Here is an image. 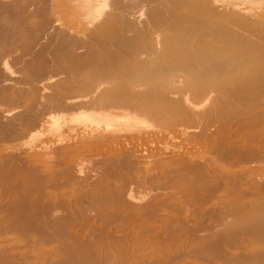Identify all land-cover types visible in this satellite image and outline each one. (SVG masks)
<instances>
[{
	"label": "bare ground",
	"instance_id": "bare-ground-1",
	"mask_svg": "<svg viewBox=\"0 0 264 264\" xmlns=\"http://www.w3.org/2000/svg\"><path fill=\"white\" fill-rule=\"evenodd\" d=\"M147 1L132 3L139 6ZM198 1H169L172 10H150L151 18L144 21L133 12L134 4L121 7L114 17L115 26H109V30L99 26L96 35L101 45L107 40L108 47L118 44L121 51L112 54L106 47L101 50L102 57L96 60H89L91 41L87 44L84 40L88 30L86 33L83 23L73 24L81 39L63 42L66 44L63 64L45 68L38 74L29 73L19 80L28 85L26 90L36 93L40 90L34 82L40 78L41 91L49 92L39 96L42 101L38 100V105L33 95L32 101L38 110L32 106L36 110L31 119L26 116L17 123H4L12 110L0 107V147L7 144L26 147L20 150L21 156L4 154L1 152L4 148L0 150V170L5 171L0 178V264H196L199 259H204L200 261L202 264H264V200H255L254 205L243 203L245 191L249 189L245 179L256 176L264 165V47L228 27L236 25L248 31L249 19H218L217 9ZM12 7L11 3H3L0 11L9 13ZM153 13L160 16L154 18ZM27 26L23 33L28 35L31 25ZM32 27L33 30L35 27ZM142 28L150 31L142 32ZM255 35L260 38L264 32ZM21 37L22 41L26 35ZM141 50L147 52L148 60L154 61L155 67H143V57L138 54ZM5 80L10 84L18 81L11 75ZM146 82L152 84L138 88ZM88 110L105 112V115L89 118L83 113ZM55 114L68 118L57 122ZM134 116L151 123L138 121ZM118 118L125 124L130 121L131 132L139 135L129 131L124 135H110L106 126ZM171 118L176 121L168 122ZM244 120L246 125L242 124ZM143 124V129L140 128L144 131H140L137 125ZM90 125H106L96 131L99 140L119 141L113 143L107 139L110 144H104L98 151L96 140L91 142L95 143L91 147L76 134L77 138L72 141V136L66 145L57 149L51 140L37 141L32 134L39 130L48 134L69 131L73 135L76 129L82 132ZM114 125L118 126L119 122ZM186 128L192 131L187 133L186 140L194 146L188 152L167 158L162 153L145 157L137 154L141 147L139 141L163 138L161 134L175 136L177 130ZM121 130L123 133L124 129ZM134 139L137 143L131 142ZM183 152L187 154L180 156ZM85 156L90 165L88 171L94 178L82 173L81 167L68 165L72 160H84ZM170 180L184 183L169 187ZM137 190L143 196L135 197L140 192ZM177 195L190 197V201L189 197L185 198L194 206L190 211L192 217L213 218V225V222H207V226L202 223L203 228L195 225L204 229L205 236H199L197 229H189L187 222H180L177 215L166 216L175 204L169 201L172 209L167 201ZM90 211L97 214V219L130 226L134 231L131 233L130 228L122 227L117 229L116 236L91 226L86 230L88 219L82 213ZM166 229L172 233L169 240L162 235L168 232ZM237 237L252 240L247 238L248 243L244 240L247 244L243 245L235 243ZM222 244L224 249L220 248ZM182 247L185 252L178 251ZM248 248L250 252L245 253ZM221 249L229 250L230 255L235 249L239 254L230 256Z\"/></svg>",
	"mask_w": 264,
	"mask_h": 264
},
{
	"label": "rangeland",
	"instance_id": "rangeland-1",
	"mask_svg": "<svg viewBox=\"0 0 264 264\" xmlns=\"http://www.w3.org/2000/svg\"><path fill=\"white\" fill-rule=\"evenodd\" d=\"M6 1V2H5ZM132 1L133 2H135V0H0V4H3V3H5V4H12L13 5V7H12V9H10V11H9V13L8 12H3V11H0V54H2V55H0V56H2L3 58H1L0 57V65H1V68H0V86H1V88H0V107H2V109L4 108L5 109V107H6V109H8V111H11L12 110V112H8L9 114H10V116L9 117H7L6 119L8 120H6V119H4L3 120V122L4 123H8V124H11L12 122L13 123H17L19 120H23V118L24 117H26L27 119H31V115H33V112L36 110H33V107L34 108H36V106L38 105L37 104V102H39V101H42L41 99H40V97L39 96H41V94H44V92H47L48 90H45V91H41V87H39V85H40V81H41V79L39 78L38 80H37V82H34L35 84V86L37 85V87L39 88V90L40 91H37L36 93H32V92H30L29 90H26V89H29V87H28V85H26V84H24L23 85V83H21V81H19L20 79L22 80V78H23V76H25V75H27V74H29V73H40V72H42V70H44L45 68L46 69H50V68H52V67H57V66H59L60 64H63V62H62V54L65 52V50H64V46L66 45V44H64V43H66V42H74V40H76V38H77V40L78 39H81V37L79 38V33H77V31L72 27V25L73 24H81V23H83V24H81V25H83V27L85 28V30H86V33H87V30H88V34L86 35V39L84 38V40H86L87 41V44H88V42L90 43V41H91V45L90 44H88L89 45V47L90 48H88V50L90 51V55L92 54V56L93 57H91L90 55H89V60L91 59V60H96L97 59V57H99V58H101L102 57V55H103V53H102V49L103 50H105L106 49V47L107 48H109L110 49V51L112 52V54H116V53H118L119 52V50L121 51V48H119L120 46L118 45V44H116L115 46H114V44H112V46H110V47H108L107 46V43H106V41L107 40H103V44L101 45V43H98L97 42V40H96V35L99 33V31H97L98 29V27L99 26H102V27H104V29H107V30H109V28L110 27H114L115 26V24L114 23H116L115 22V14H118L117 12H119V10H120V8L121 7H123V6H130V4H131V6H132V4H134V3H132ZM153 1V2H152ZM164 1V2H163ZM172 2L173 0H167V2H166V0H148L147 2H142V4H143V6L145 7V8H143V6H141L142 4H140L139 6L137 5V4H134V6H135V8H134V10H136V9H138V10H136V11H134L133 10V12L134 13H136L135 15H137L138 14V16L140 17V15H141V20L142 21H144V20H146V19H150L151 18V13L149 12L150 10H154V9H159L160 11H169V10H172L173 9V7L172 6H169V3L168 2ZM189 1H191V0H189ZM196 1H198V0H196ZM19 2V3H18ZM148 2L150 3V4H148ZM166 2V3H165ZM200 4H202V5H209V6H212V7H214L215 9H217L218 10V15H220V16H217L216 18H220V19H224V20H226V19H235V20H237V19H240V18H246V19H249V22H250V26H251V28H250V30H243V29H240V28H238V26H236V25H229L228 27H229V29H232L233 31H235V32H238L239 34H244L243 36L245 37V38H247V39H249V40H252V41H255V42H258V43H260L261 44V46L263 45V47H264V36H262V37H257V35H255V33L256 32H264V0H199L198 1ZM159 3V4H158ZM163 3V4H162ZM165 3V4H164ZM155 5V6H153V5ZM161 4V5H160ZM19 5V6H18ZM49 5V6H48ZM137 5V6H136ZM148 5H150V6H148ZM147 6V7H146ZM167 6V7H166ZM45 7V8H44ZM139 7V8H138ZM142 7V8H141ZM227 7H228V9H227ZM153 8V9H152ZM162 8V9H161ZM220 8V9H219ZM47 11H46V10ZM145 9V10H144ZM35 10V11H34ZM230 10V11H229ZM140 11H141V13H140ZM12 12V13H11ZM36 12V13H35ZM220 12V13H219ZM140 13V14H139ZM3 16H2V15ZM6 14V15H5ZM19 14V15H18ZM146 14V15H145ZM227 14V15H226ZM114 15V16H113ZM153 15V17L154 18H156V16L157 17H159L160 15L158 14V13H153L152 14ZM159 15V16H158ZM111 17V18H110ZM228 17V18H227ZM9 18V19H8ZM108 18V19H107ZM143 18V19H142ZM44 19V20H43ZM17 20V21H16ZM21 20V21H20ZM105 20H106V22H105ZM16 21V22H15ZM23 21H25V22H23ZM41 21L44 23H42L41 24ZM48 21V22H47ZM54 23H53V22ZM82 21V22H81ZM107 21H108V23H107ZM18 22V23H17ZM31 22V23H30ZM55 22H57V24H55ZM79 22V23H78ZM104 22V23H103ZM114 22V23H113ZM24 23V24H23ZM13 24H16L15 25V27H13L14 25ZM50 24V25H49ZM101 24V25H100ZM104 24H105V26H104ZM112 24H114V25H112ZM8 25V26H7ZM19 25V26H18ZM24 25V26H23ZM27 25H31V34L30 33H28V35L27 34H25V33H23V32H25V30H27L29 27L27 26ZM32 25L36 28H34L33 30H32ZM57 27H56V26ZM66 27H65V26ZM21 26H23V27H21ZM63 26H64V29H63ZM70 26V27H69ZM110 26V27H109ZM262 28H261V27ZM6 27V28H5ZM21 27V28H20ZM25 27H27V28H25ZM59 27H60V29H59ZM96 27V28H95ZM107 27V28H106ZM10 28V29H9ZM18 29L19 28V30H21L20 31V33H19V30H16V29ZM23 28H25V29H23ZM44 28V29H43ZM53 28V29H52ZM58 28V29H57ZM61 28H62V30H61ZM118 28V26L114 29V30H116ZM162 28H163V26H162ZM161 28V29H162ZM12 29H13V31H12ZM49 29V30H48ZM112 30H113V28H111ZM146 28H142L141 30H142V32H146L147 31V29L145 30ZM15 30V31H14ZM39 30V31H38ZM41 30V31H40ZM53 30V31H52ZM64 30V31H63ZM74 30V31H73ZM106 30V31H107ZM141 30H140V32H141ZM33 31V32H32ZM35 31H37V33L35 32ZM70 31H71V33H70ZM76 31V32H75ZM90 31H91V33H90ZM96 33H95V32ZM148 31H150V30H148ZM148 31L146 32V33H148ZM154 31V30H153ZM247 31V32H246ZM23 34H25L26 35V37H25V35H23ZM62 32H64V33H62ZM67 32H68V34H67ZM141 32V33H142ZM7 33V34H6ZM20 35H19V34ZM59 33H61V34H59ZM77 33V34H76ZM37 34V35H36ZM67 34V36H68V38L70 39L69 41H68V38H67V36H65ZM93 34H95V35H93ZM31 35V36H30ZM34 35V36H33ZM57 36V38H56V36ZM78 35V36H77ZM254 35V36H253ZM21 36H23V37H25L22 41H21V39H22V37ZM33 36V37H32ZM40 36V37H39ZM95 36V37H94ZM8 37V38H7ZM20 37V38H19ZM62 37H64V38H62ZM71 37V38H70ZM255 37V38H254ZM11 38V39H10ZM59 38V39H58ZM61 38V39H60ZM66 38V39H65ZM75 38V39H74ZM93 38H95V40L93 39ZM252 38V39H251ZM27 39V40H26ZM51 39V40H50ZM64 39H65V41H64ZM89 39V40H88ZM256 39V40H255ZM37 40V41H36ZM72 40V41H71ZM155 40H157V42L159 41V38H157V39H155ZM17 41V42H16ZM85 41V42H86ZM13 42L15 43V44H13ZM25 42V43H24ZM58 42H59V44H58ZM61 42V43H60ZM64 42V43H63ZM95 42V43H94ZM262 42V43H261ZM40 43V44H39ZM105 43V44H104ZM24 44V45H23ZM60 44H61V46H60ZM99 44V45H98ZM7 45V46H6ZM10 45V46H9ZM28 45V46H27ZM33 45V46H32ZM41 45V46H40ZM44 45V46H43ZM2 46V47H1ZM21 46V47H20ZM24 46H26V47H24ZM51 46V47H50ZM63 46V48H61ZM100 46V47H99ZM157 46V48H161V46H159V45H156ZM16 47V48H15ZM19 47V48H18ZM25 48V49H24ZM61 48V49H60ZM91 48H92V53H91ZM105 48V49H104ZM114 48V49H113ZM119 48V49H118ZM28 49V50H27ZM162 49V48H161ZM7 50H9V51H7ZM17 50V51H16ZM93 50H97V51H93ZM100 50V52H98ZM114 50V51H113ZM78 51H80V50H78ZM4 54H3V53ZM12 52H14V53H12ZM40 52V53H39ZM77 52V51H76ZM93 52L95 53V54H93ZM97 52V53H96ZM20 53V54H19ZM33 53V54H32ZM35 53V54H34ZM43 53V54H42ZM12 56H11V55ZM22 54H24V55H22ZM29 54V55H28ZM98 54V55H97ZM139 55H141L140 56V58H142V61L144 62L143 63V65H145V66H143L144 68L146 67V69L147 68H153V67H155V62L154 61H150V60H148V58H147V52L145 51V50H141L139 53H138ZM144 54V55H143ZM146 54V55H145ZM6 55V57H7V60L5 59L4 60V56ZM21 55V56H20ZM11 56V57H10ZM33 56V57H32ZM5 57V58H6ZM9 57V58H8ZM11 58H13V59H11ZM17 60H16V59ZM9 59V60H8ZM29 59V60H28ZM33 59V60H32ZM49 59V60H48ZM11 60V61H10ZM4 61V62H3ZM21 61V62H20ZM28 61V62H27ZM46 62V63H45ZM17 63V64H16ZM18 63H20V64H18ZM14 64V65H13ZM152 64L154 65V66H152ZM17 65H19V66H17ZM4 68H3V67ZM9 67V68H8ZM15 67V68H14ZM23 67V68H22ZM26 67V68H25ZM27 67H29V68H27ZM49 67V68H48ZM37 68H39V69H37ZM32 69V70H31ZM38 70H39V72H38ZM2 72V73H1ZM9 73V74H7V73ZM19 73V74H18ZM23 73V74H22ZM8 75L10 76L11 75V78H14V80L15 79H17L18 81L16 82V84H15V82L13 83V84H10L9 82H6L7 80H5V79H7V77H8ZM20 75V76H19ZM22 75V76H21ZM2 76V77H1ZM4 81H3V80ZM4 82V83H3ZM6 82V83H5ZM19 83V84H18ZM37 83V84H36ZM148 83V84H147ZM10 84V85H9ZM39 84V85H38ZM149 84H152V83H150V82H146V83H144V85L143 84H139L138 85V88H143V87H146L147 85H149ZM142 85V87H140ZM184 84H182L180 87L182 88V86H183ZM3 86V87H2ZM27 87V88H26ZM13 88V89H12ZM21 88V89H20ZM184 88V87H183ZM10 91V92H9ZM49 92V91H48ZM47 92V93H48ZM24 93V94H23ZM32 95H31V94ZM13 94H15V95H13ZM10 95V96H9ZM33 95L35 96V98H34V100H36V104H35V101L33 102L32 101V99H33ZM22 96V97H21ZM9 97H10V99H9ZM30 97V98H29ZM3 98H5V99H3ZM13 99V100H12ZM27 99V100H26ZM30 99V100H29ZM5 100V101H4ZM8 100V101H7ZM16 100V101H15ZM29 100V101H28ZM39 100V101H38ZM4 101V102H3ZM10 101V102H9ZM26 101H28V102H26ZM31 102H33V104L31 103ZM31 103V105H29V104ZM40 103V102H39ZM22 104V105H21ZM28 104V105H27ZM1 105H3V106H1ZM11 106V108H10V106ZM35 105V106H34ZM5 106V107H4ZM8 106V107H7ZM27 106V107H26ZM30 106V107H29ZM33 106V107H32ZM17 110H16V109ZM28 108V109H27ZM31 108V109H30ZM3 109V110H4ZM24 109V110H23ZM31 110V111H29L28 112V114H27V110ZM37 110H38V106H37ZM20 111V112H19ZM22 111V112H21ZM91 111V112H90ZM121 113H125L124 111H126V110H123V112L121 111V110H119ZM18 114H17V113ZM23 112H25V114H27V115H24L23 114ZM32 112V113H31ZM81 112H83V111H81ZM95 111H92V110H88L87 112H83V113H85V115H87V116H89V118H95L96 116H98V115H105V112H95ZM29 113H31V114H29ZM77 113V112H76ZM61 115H62V117H61ZM76 115V114H75ZM95 115V116H94ZM19 116V118H17ZM30 116V117H29ZM93 116V117H92ZM130 116V115H129ZM22 117V118H21ZM53 117H56L57 118V122H62V118L63 117H66V119L68 118V116L66 115V116H64V114H60V117H59V114H55V115H53ZM135 118H137V120L138 121H142V120H144L146 123L148 122V121H150V120H148V121H146L147 119H143L142 117H138V116H134ZM134 117H133V119H134ZM18 120H17V119ZM26 118H24V119H26ZM55 119V118H54ZM59 119V120H58ZM119 119V118H118ZM117 120V119H116ZM121 119H119V120H117L118 122H119V125H118V122L117 121H114V122H117V123H114L113 121L111 122V123H108L109 124V126L107 125H97V126H95V125H90L86 130L88 131V133H87V131L85 130V131H80V129H76L75 130V134H71L69 131H62V132H52V134H48V132L47 131H40L39 132V130H36L35 132H32V134L34 135V138H35V140H37V141H42V140H48V141H50V143H52V145L55 147V148H60V147H62V146H64V145H66L67 143H68V141H69V138H73L72 139V141L75 139V138H77V135H79V140H81L80 138H82V139H85V140H81V141H85V142H87V145L89 144L90 146L92 145H95V143H91L92 141L94 142L95 140V142L98 144V151L99 150H102L101 149V147H105L106 145H109L110 143H109V141H110V138L108 139V138H101L100 140H99V138L100 137H98L97 136V133H96V131L98 130V129H104V127L106 126L107 128L105 129V130H109L108 132H110V135H124V134H126L128 131H129V133L131 132V127L129 128V125H130V121L128 122V121H126V123L127 124H125V123H122V122H125L124 120H121ZM173 122V121H176V119L175 118H171V119H169L168 120V122H171V121ZM15 121V122H14ZM144 121H142V122H144ZM121 122V123H120ZM144 122V123H145ZM243 122V123H242ZM241 123L242 124H244V125H246V121L244 120V121H242ZM116 124V125H118V126H115L114 124ZM151 123V121L150 122H148L147 124H150ZM146 124V125H147ZM122 125V126H121ZM127 125V126H126ZM235 125H237V124H235ZM234 125V126H235ZM63 126V125H62ZM123 126H126V127H123ZM131 126H133V125H131ZM142 126H145L144 124L143 125H137V127L140 129V131L143 129V127ZM100 127H102V128H100ZM116 127V128H115ZM118 127V128H117ZM129 129H128V128ZM140 127H142V129L140 128ZM90 128H91V130H90ZM112 128H115V130L117 131V132H114L115 130H113ZM120 128H123L124 129V131H123V133H122V130L121 131H119L120 130ZM125 129H127V130H125ZM136 129V128H135ZM155 130L156 129H158V128H154ZM113 130V131H112ZM187 130V128L186 129H181V130H177V132H176V135L175 136H163V134H161V137H163V138H160L159 136H158V138H153V139H151V140H149V141H144V142H141V141H139L138 142V145H140L141 144V147H140V149L138 150L137 149V154L140 156V157H145L146 155H154V156H157L158 154H160V153H162V154H164L165 155V157L167 158V157H170V156H174V155H176V156H179V154H181L182 153V151H187L188 152V150H190V148L192 149V147L194 148V146H192L191 147V145H193V144H190V142L189 141H187L186 140V135H187V133H190V132H192L190 129H189V131H186ZM92 131H95L94 133L96 134V136H95V134H92L91 132ZM127 131V132H126ZM136 131H138V129L136 130ZM142 131H144V130H142ZM156 131H161V130H156ZM178 131H180L179 133H178ZM66 132V133H65ZM83 132H84V135H82L83 134ZM139 132V131H138ZM183 132V133H182ZM87 133V134H86ZM132 133V132H131ZM134 133H136V135H139V133H137V132H133L132 134H134ZM77 134V135H76ZM89 134V135H88ZM93 136H92V135ZM128 134V133H127ZM178 134V135H177ZM32 135V136H33ZM49 135V136H48ZM81 135V136H80ZM88 135V136H87ZM182 135V136H181ZM48 136V137H47ZM73 136V137H72ZM95 136V137H94ZM85 137V138H84ZM88 137V138H87ZM94 137V138H93ZM182 137V138H181ZM47 138V139H46ZM98 138V139H97ZM185 138V139H184ZM93 139V140H92ZM103 139V140H102ZM109 141H108V140ZM71 140V139H70ZM116 142V141H119V140H115V139H112V141H110V142ZM184 141H187V143L186 142H184ZM113 142V143H114ZM132 143H137V141L134 139L133 141H131ZM108 143V144H107ZM113 143H111V144H113ZM117 143V142H116ZM123 143H125V142H123ZM97 144H96V147H97ZM101 144V145H100ZM104 144H106V145H104ZM5 146V147H4ZM4 146H1L0 147V150L2 149V148H4V149H2L3 151H1L2 153H4V154H9V155H11V153L13 154V155H17V154H19L20 153V150L22 151V150H24V149H26V147L24 146V145H21V146H19V147H16V146H12L11 144H7V145H4ZM89 146V147H90ZM91 146V147H92ZM16 147V148H15ZM137 148V147H136ZM188 149V150H187ZM10 152V153H9ZM187 152H186V154H187ZM89 152H87L86 154H87V156H91V155H89L88 154ZM20 154H22V153H20ZM17 155V156H21V155ZM185 154V152H183V154L182 155H180V156H183V155H186ZM15 155V156H16ZM86 160H88V158H86V156L84 157V160H82V161H74V160H72V161H70V162H68V165H70V167H74V168H77V167H81L82 169H80L81 171H82V173L84 172V174L86 173V174H88L89 176L91 175L92 176V178H94L95 177V175L94 174H92V172L89 170L88 171V169L90 168V165H89V163L86 161ZM264 164V163H263ZM89 168H88V167ZM263 167H261V171L259 172V173H257L256 174V176H252V177H254V178H252L251 176H249L248 178H246L245 180V182L247 183V185L248 186H246V188H249V189H247V191H249V192H247V191H245L246 192V194H247V197H246V194L244 195V198H243V203H246L247 202V204H251V205H254L256 202H254L255 200H259V199H262L263 198V200H264V181H263V179H264V165H262ZM86 167V168H85ZM78 168V169H79ZM0 174H1V176H0V178L2 177V175L4 174L3 172H5V171H1L0 170ZM261 173V174H260ZM258 174H260L259 176H258ZM178 175V174H177ZM90 176V177H91ZM171 177H175V175L173 176V175H171ZM257 178V180H256V178ZM262 180V181H260V179ZM248 179L250 180V181H248ZM255 179V180H254ZM252 180V181H251ZM254 180V181H253ZM13 180H8V182H12ZM248 181V182H247ZM189 181H185V183H188ZM173 183V184H172ZM184 183V182H183ZM183 183H181V182H179V184L177 183L176 184V181L175 180H172V182H171V180H170V182H169V184L170 185H168L169 187H174V184H176V185H182ZM250 184V185H249ZM254 184V185H253ZM256 184V185H255ZM259 184H262L261 186H262V188H261V190H260V187L261 186H259ZM254 189V190H253ZM255 190H256V192H255ZM258 190V191H257ZM138 191H140L139 193H138ZM253 193H251V192ZM262 193H261V192ZM139 195H136L135 197H141L140 195H142V191L141 190H137L136 191ZM256 193V194H255ZM259 193V194H258ZM136 194V193H135ZM144 194V193H143ZM250 194V195H249ZM143 196V195H142ZM179 195H177V196H173V198H170L167 202H168V204H170V207L172 208V205L175 203L176 204V206H175V204L173 205V208L175 209H173V211H171V212H166L165 214H166V216L168 217H173L174 218V216L176 217V215L178 216L177 218H178V220L180 221V222H182V221H186L187 223H185L186 225H187V227L189 228V229H192V228H194V229H197V231L196 232H198V235L199 236H205L206 235V232L204 231V229H199V227H201V228H203L204 227V224L202 225V223H205V226H207L208 225V223H210L211 224V222H213L212 223V225L214 224V220H211V219H213V218H205V217H200V216H198V215H195L194 217H192L193 216V214L191 215V212H192V209H194V208H192L191 209V207H194V206H192V203L191 202H189L190 200V197L188 198L187 196H180V197H178ZM253 196V197H252ZM185 197H187V198H185ZM250 197V198H249ZM178 199V201H177V199ZM185 198V199H184ZM258 198V199H257ZM182 199V200H181ZM189 200V201H187V200ZM181 200V201H180ZM186 200V201H185ZM169 201H174L173 202V204L171 203V202H169ZM248 201H249V203H248ZM179 202H181V203H179ZM187 202V203H186ZM189 202V203H188ZM188 204H190V205H188ZM180 205V206H179ZM185 205H187V209H186V206ZM183 206H184V208H183ZM211 206V205H210ZM176 207V208H175ZM188 207L190 208V209H188ZM177 208H180L181 210L179 211V209H177ZM183 208V209H182ZM226 208H224V210H225ZM177 210H178V212H177ZM185 210H186V212H185ZM189 210V211H188ZM220 210V209H219ZM228 210V209H227ZM176 211V212H175ZM191 211V212H190ZM173 212H174V214H173ZM84 213V214H83ZM82 213V215H86V216H83L84 218H87L88 219V223H89V221H90V223L88 224L87 222H86V224H85V229H86V227L87 226H91L93 229H98L101 233H106V230H107V233L108 234H111V233H113V234H115L116 236H118L119 235V230L120 229H122V227H123V229H128V228H130L129 230H130V232L131 231H134V229L132 230V228L129 226V227H124V226H120V225H122V224H115V223H113V222H111L110 221V223L108 222V221H106V220H100V219H97L96 218V216H97V214L95 213L94 214V212H91L90 211V213L89 212H83ZM169 213L171 214V215H169ZM181 213V214H180ZM88 214V215H87ZM159 214L161 215V214H163L161 211H159ZM168 214V215H167ZM179 214V215H178ZM184 215V216H183ZM165 216V217H166ZM187 216V217H186ZM192 218H190V217ZM89 217V218H88ZM93 217V218H92ZM179 217H180V219H179ZM185 217V218H184ZM195 217H197L196 219H197V221H196V219H195ZM177 218L175 219V220H177ZM91 219V220H90ZM184 219V220H183ZM188 219V220H187ZM193 220V221H192ZM194 220H195V222H194ZM198 220H200V221H198ZM205 220H207L206 222H203V221H205ZM211 220V221H210ZM92 221V222H91ZM97 222V223H96ZM199 222V223H198ZM208 222V223H207ZM113 223V224H112ZM196 223V224H195ZM207 223V224H206ZM92 224V225H91ZM93 224H94V226H93ZM199 224V225H198ZM209 224V225H210ZM195 225H198L197 226V228H196V226ZM212 225H210V226H212ZM116 226V227H115ZM120 226V227H119ZM90 227V228H91ZM98 227V228H97ZM119 227V228H118ZM83 228V229H84ZM115 228V229H114ZM82 229V230H83ZM83 230V232L84 231H86V230ZM110 229V230H109ZM112 229H114V230H112ZM117 229H119V230H117ZM200 231H199V230ZM116 230V231H115ZM167 230V229H166ZM165 230V231H166ZM203 230V231H202ZM109 231V232H108ZM118 231V232H117ZM168 231V230H167ZM82 232V231H81ZM129 231H128V234L130 233ZM117 233V234H116ZM132 233V232H131ZM165 233H167L166 235H165ZM165 233H162V235H164L165 236V239H167V237H168V240H169V237H171L172 236V233L170 232V231H168V232H165ZM169 233V234H168ZM170 234H171V236H170ZM112 235V234H111ZM84 239H86V237H83ZM241 238V239H240ZM237 237V238H235V239H237V241L235 242V243H238V244H243V245H245V243L247 242L248 243V239L249 240H252V238L251 237ZM246 238V239H245ZM243 240V241H242ZM244 240H246V242L244 241ZM0 241H2V238H0ZM238 241H240V243L238 242ZM242 241V242H241ZM246 243V244H247ZM128 244H129V246H127L128 248L129 247H131V243L130 242H128ZM223 247V249H224V246H223V244L222 245H220V248H222ZM183 249H185L184 247H182V249L180 250H178L179 252H185V250H183ZM223 249H221L222 251H223ZM250 249L248 248L247 249V251L245 250V253H248V252H250L249 251ZM229 250H226L225 249V251H223V252H225V253H227ZM231 251V250H230ZM232 253L233 252H235V253H233V255H230L229 253H227V255H230V256H236L237 254H239V252L238 251H236L235 249L234 250H232L231 251ZM202 258V257H201ZM189 260H191V259H189ZM204 259H202V260H196L197 261V263L196 264H202L203 262H200V261H203Z\"/></svg>",
	"mask_w": 264,
	"mask_h": 264
}]
</instances>
